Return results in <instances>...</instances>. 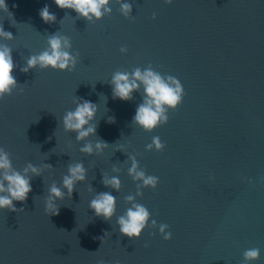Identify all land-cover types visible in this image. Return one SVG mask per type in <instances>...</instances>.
Masks as SVG:
<instances>
[{
  "label": "water",
  "instance_id": "95a60500",
  "mask_svg": "<svg viewBox=\"0 0 264 264\" xmlns=\"http://www.w3.org/2000/svg\"><path fill=\"white\" fill-rule=\"evenodd\" d=\"M132 3L134 18H125L114 0L111 15L92 23L54 0H7L12 17L0 10V24L14 37L0 44L13 49L18 82L0 100V147L18 170L28 162L53 166L33 177V191L26 202L14 201L16 211L0 210V264H243V252L254 247L261 254L250 264H264V0ZM45 4L55 22L39 15ZM53 33L71 38L76 67L24 72L28 56L46 48ZM149 64L185 89L168 123L152 132L132 123L141 95L113 99L109 83L117 70ZM77 97L100 106L91 139L112 145L102 156L81 153L82 142L60 123ZM153 136L163 151L146 149ZM117 144L159 177L158 187L145 188L137 201L169 225L172 239L150 223L139 239L129 238L115 217L106 221L89 208L93 191H112L119 215L124 197L136 193L128 154ZM75 160L84 162L88 179L49 216L47 187ZM113 165L120 169L119 191L102 183Z\"/></svg>",
  "mask_w": 264,
  "mask_h": 264
},
{
  "label": "clouds",
  "instance_id": "9594fccd",
  "mask_svg": "<svg viewBox=\"0 0 264 264\" xmlns=\"http://www.w3.org/2000/svg\"><path fill=\"white\" fill-rule=\"evenodd\" d=\"M114 0H54V3L61 9H71L77 14V18H83L89 23L101 20L105 15H111L112 3ZM119 4V10L125 18L132 19V0H115ZM174 0H165V3L172 4ZM0 10L12 13L8 10L7 0H0ZM39 15L45 22H55L56 15L49 10L45 4L40 9ZM156 18V13L152 14ZM13 34L3 28L0 24V40H11ZM121 53H127L126 45L121 46ZM13 49L7 44H0V100L6 95H11L18 87V82L13 74L16 67L13 59ZM79 53L73 52L72 40L68 35L53 33L47 37V47L39 53L28 56L23 67L24 72L31 69H54L59 71H70L78 63ZM112 86L113 99L122 101L133 100L136 93L141 95V102L136 106L132 117V123L141 127L147 132H152L162 124L169 121V111L175 110L183 102L185 89L182 82L176 76L162 74L151 64L147 67H134L131 71L127 69L115 71L109 80ZM75 107L67 110L60 118V123L65 132L75 133V140L80 143L81 153L92 155H104L112 145L102 138L97 137V114L100 106L88 99L77 97ZM115 117H109L108 122H114ZM117 150L125 151L128 154L129 166L128 175L136 182V193L124 197L127 207L122 214L117 215L118 201L112 191H93L88 206L93 210L94 215L106 221L112 222L115 217V225L119 233L129 238L139 239L149 223L152 228H158L159 233L165 240L172 239V232L169 225L158 223L152 217L149 208L138 202L137 197L143 196L145 188L156 189L159 185V177L148 174L141 166L137 155L127 151L124 144H117ZM165 148L159 136H153L146 149L151 151H163ZM51 164L40 165L28 162L22 170L13 166L10 153L0 147V210L11 209L16 211L14 201L26 202L29 193L33 191L32 179L40 176L45 169H51ZM120 169L113 165L112 173H104L102 183L106 188L119 191L122 181L119 178ZM88 179V168L82 160L70 161L67 164V171L63 174L59 183L52 181L47 187V196L44 199V208L49 216L58 215L61 204L65 198H71L76 190L78 182ZM91 191V189H90ZM19 210H23L22 208ZM259 248H249L243 252V264H250L260 258ZM97 264H104L99 260Z\"/></svg>",
  "mask_w": 264,
  "mask_h": 264
}]
</instances>
